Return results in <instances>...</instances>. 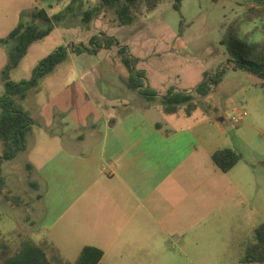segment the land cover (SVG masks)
Segmentation results:
<instances>
[{"label": "rangeland", "instance_id": "rangeland-1", "mask_svg": "<svg viewBox=\"0 0 264 264\" xmlns=\"http://www.w3.org/2000/svg\"><path fill=\"white\" fill-rule=\"evenodd\" d=\"M98 3L99 0H0V39L21 20L28 23V12L35 8H43L51 17L68 5L73 7L70 15L53 22L48 35L29 46L17 67L10 71L11 80L28 79L36 64L61 45L96 48L94 53L69 52L65 61L39 80L38 91L34 88L27 92L21 101L23 107L31 117H41L44 123H51L55 105L71 106L73 111L65 119L72 121L80 108L87 107L79 97L82 87L77 75L90 69L102 75L100 85L104 90L113 86L119 96L132 94L118 80L128 75L118 46L103 47L102 36L107 35H114L127 47L129 55L136 59V69L144 75L139 81L154 89L158 96L165 94L169 87L192 91L203 79V72L214 75L224 69L221 80L207 95H196L197 107L191 118L156 109L146 114L168 130L191 125L195 117L207 119L210 124L220 116L219 129L207 128V133L219 139L221 147H231L241 155L232 171L239 188L234 187L231 196H224L222 208L217 210L222 214L216 222H209L206 237L190 242L194 246L189 251H180L182 241L172 236L166 241L171 250L168 256L138 257L135 264H241L239 259L245 245L253 240L254 228L264 223V81L237 67L235 61L241 55L251 57L252 51L260 49L264 39V0H182L179 9L173 7V0H160L149 11L140 7L134 21L122 26L118 25L113 9L101 7L85 24L83 12ZM250 8L262 10L256 15L249 13ZM37 25L44 27L41 21ZM93 36H96L94 43L90 44ZM6 62L7 47L0 43V96L4 93L1 71ZM158 100V97L145 96L143 103L158 105ZM238 109L247 111L240 124L230 120ZM49 131L62 132L59 126L49 127L46 132ZM42 132L36 126L32 132L28 130L26 150L1 164L5 186L0 193V263L5 255L19 249L22 240L35 239L31 236L35 228L33 219L49 228L47 232L37 233L38 236L55 242L58 212L55 194L48 195V200L39 202L35 209V202L39 201L36 189L44 191L36 179L41 163L38 145ZM29 162L34 165L32 172L26 168ZM12 196L21 198L19 205L9 199ZM60 253L66 262L77 258L73 248L60 249ZM116 264L131 263L128 258H122Z\"/></svg>", "mask_w": 264, "mask_h": 264}, {"label": "crops", "instance_id": "crops-1", "mask_svg": "<svg viewBox=\"0 0 264 264\" xmlns=\"http://www.w3.org/2000/svg\"><path fill=\"white\" fill-rule=\"evenodd\" d=\"M77 79L82 87L79 97L87 107L72 121L65 119L71 106L55 105L51 123L30 115L29 130L36 126L43 131L36 179L44 191L36 189L35 209L54 193L58 212L55 242L38 236L49 228L34 219L35 239H29L44 248L53 264L66 262L60 249L73 248L78 257L84 245L102 249V264L122 258L135 264L138 257L168 256L166 241L172 236L182 241L180 251H189L194 246L190 242L206 237L209 222L222 214L217 210L224 196L239 188L232 174L237 163L223 172L211 159L223 146L207 130H218L221 117L210 124L195 117L191 125L168 130L146 114L160 110L159 100L158 105L144 104L145 96L137 90L126 89L132 92L126 97L113 86L104 90L102 75L91 69ZM55 126L62 132H46ZM27 164L32 172L34 165Z\"/></svg>", "mask_w": 264, "mask_h": 264}, {"label": "trees", "instance_id": "trees-1", "mask_svg": "<svg viewBox=\"0 0 264 264\" xmlns=\"http://www.w3.org/2000/svg\"><path fill=\"white\" fill-rule=\"evenodd\" d=\"M160 0H99L97 6L83 12L82 21L88 24L90 20L100 12L101 7H108L114 10L118 25L131 24L140 7L146 11L155 8ZM182 0H173V7L179 9ZM73 7L68 5L65 9L53 16H48L43 8H35L28 12L30 20L24 23L22 20L8 33L5 38L0 39V43L7 47V62L1 71L4 93L0 96V141L2 142V152L0 154V193L5 186V178L2 175L1 164L4 160L12 159L20 151L25 150V135L30 129L32 118L23 107V101L30 89H36L39 80L55 66L65 61L69 52H79L81 50L91 53L96 52V48L88 49L78 45H61L53 52L42 58L32 69L31 76L28 79L18 81L11 80L9 73L17 67L22 57L26 54L29 46L46 35L53 29V22L63 20L70 15ZM262 9L250 8L249 13H255ZM22 14V13H21ZM41 21L44 27L37 25ZM96 36L91 37L90 44L94 43ZM103 47L109 49L116 45L117 51L121 57V62L125 65L128 75L123 78V83L128 89L137 90L143 96L149 98H159L160 111L165 114L192 115L196 110V95H207L211 88L219 83L224 69L218 70L211 75L203 72V79L192 91L177 90L169 87L165 94L158 96L157 92L149 86L143 85L139 78L144 77L142 71L135 67V58L131 57L125 45H122L113 36H102ZM252 56L241 55L235 61L237 67L243 68L256 75L264 81V39L260 44L258 51H252ZM241 158V155L231 147H222L216 149L211 159L213 163L223 172L231 169ZM31 169V165H26ZM32 185H36L35 183ZM19 205L21 198L12 196L9 198ZM103 251L93 245H84L74 262L61 263L55 260L57 264H102L101 259ZM241 264H264V223L254 228L253 240L249 241L243 250L239 259ZM0 264H53L52 260L46 255L44 248L30 239H24L20 242L19 249L10 255H5Z\"/></svg>", "mask_w": 264, "mask_h": 264}, {"label": "built area", "instance_id": "built-area-1", "mask_svg": "<svg viewBox=\"0 0 264 264\" xmlns=\"http://www.w3.org/2000/svg\"><path fill=\"white\" fill-rule=\"evenodd\" d=\"M246 115V109H238L236 110L235 114L230 117V120L234 123L240 124L241 122H243Z\"/></svg>", "mask_w": 264, "mask_h": 264}]
</instances>
